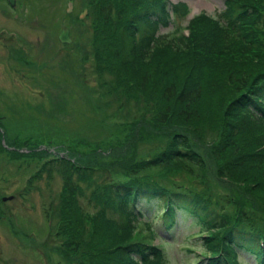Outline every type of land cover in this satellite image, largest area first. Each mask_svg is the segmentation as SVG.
<instances>
[{"label":"rangeland","instance_id":"rangeland-1","mask_svg":"<svg viewBox=\"0 0 264 264\" xmlns=\"http://www.w3.org/2000/svg\"><path fill=\"white\" fill-rule=\"evenodd\" d=\"M144 2L145 7L148 2ZM169 2L168 21L157 27L144 57L122 66L123 61L111 55V64L103 68L107 61L101 65L100 61L107 55L98 52L96 35L106 40V48L114 47L123 23L137 11L136 0H16L13 7L0 0V264H87L85 231L94 229L96 217L88 224L73 215L71 206L77 200L69 194L66 178L83 191L77 201L82 211L97 212L95 202L85 197L91 189L115 182L127 159H148L166 148L170 136L163 129L167 122L161 126L159 119L154 124L160 106L156 93L146 95L137 88L135 78H127L128 73L134 77L160 57L164 63L178 60L200 69L224 67L227 60L242 64L241 31L234 32L229 41L224 37L229 32L226 18L237 11L249 10L244 30L254 34L262 29L264 40V0ZM111 3L112 17L105 20L98 9ZM66 26L71 43L58 38ZM175 29L180 36L178 48L167 43ZM13 36L16 39H10ZM263 64L258 63L259 68ZM172 113L177 115L175 109ZM225 120L222 113L218 122L194 123L201 130L199 135L193 131V145L205 162L203 172L194 168L198 177L154 167V178L205 190L218 203L243 196L248 199L247 211L255 214L256 223L264 224V204L245 182L250 166L237 167L233 178L224 177L231 166L236 167L237 157L248 152L237 145L229 151L222 148L224 128L220 125ZM4 140L8 147L1 149ZM12 144L25 149L15 152ZM256 152L261 155L264 148ZM56 157L78 168L87 166L84 178L77 172L71 174L68 163L57 165V161L48 172L45 168ZM221 159L226 160L224 165ZM178 217V226L172 236H165V242L144 237L161 246L162 255L143 264H196L202 250L198 236L205 232L185 212ZM146 233L141 228L140 234ZM244 256L243 264H258L251 255ZM108 258L119 262L115 252L110 251Z\"/></svg>","mask_w":264,"mask_h":264},{"label":"trees","instance_id":"trees-1","mask_svg":"<svg viewBox=\"0 0 264 264\" xmlns=\"http://www.w3.org/2000/svg\"><path fill=\"white\" fill-rule=\"evenodd\" d=\"M136 1L137 11L131 13L123 23L124 26L113 41L114 47L106 48V40L96 35L98 52L107 55V59L100 61V65L102 61H107L102 64L103 68L111 64V55L116 56L118 61H123L122 66H130L137 58L142 59L144 50L149 49L156 36L157 27L164 26L168 21L169 11L172 10L168 0ZM144 1L148 2L145 7ZM235 7L243 9L240 5ZM112 12V3L98 9L99 15L105 20L112 17ZM241 12L237 11L226 18L229 32L224 37L229 41L234 37V32L241 31L242 64L227 60L222 64L224 67L212 70L211 67L204 66L200 69L180 64L178 60L164 63L160 57L154 58L150 65H144L140 74L134 77L129 73L126 75L131 80L135 78L137 88L146 92V95L156 93L160 106L157 122L154 124L158 125L159 119L162 120L161 126L164 125L163 122H167L163 130L169 133L170 140L166 148L148 159L131 158L124 161L115 182L106 184L103 189H91V194L85 197L89 202H95L97 212L82 211V205L77 204V201L79 202L78 196L83 191L72 178H66L71 187L69 194L72 197L75 195L77 200L71 206L73 215L81 217L88 224L93 216L96 217L94 229L85 231L87 264H143L154 256L162 255V248L144 237L163 240L165 236L172 235L178 214L182 215L184 212L205 232L199 241L203 247V253L197 255L199 264H238L240 252L249 254L258 263L264 264V224L256 223L255 214L247 211L250 209L245 202L247 198L227 197L222 203H218L220 200L214 201L213 196L205 190L196 191L176 182L167 184L162 179H156V173L152 170L154 167H162L166 171L194 177L197 176L193 173L194 168L203 172L204 157L195 150L192 141L193 131L199 135L198 130L201 129L194 123L211 120L218 122L223 113L226 120L220 125L224 128L222 148L229 151L231 146L237 145L242 151H248L237 157L240 160L234 163L236 167L231 166L224 177L233 178L237 167L245 169L250 166L247 171H252L245 182L250 187V192L264 204V153L260 155L256 152L264 148V64L260 68L258 65L264 62L263 30L257 29L254 34L252 31L246 32L244 28L248 24L245 16L249 10L244 14ZM246 34L250 36L246 37ZM179 40L180 36L175 29L167 43L178 48L181 46ZM122 86L121 82V88ZM173 107L177 115L172 113ZM175 127L179 129L174 132L170 130ZM3 146L2 144L1 149ZM10 146L17 148L15 152L19 150L18 147H22H17L16 144ZM249 154L251 158H243ZM216 158H220L218 152ZM63 159L66 160L53 158L50 161L51 167L44 168L51 172V169L54 170L53 162L57 161V165L68 163L71 174L77 172L81 179L84 178L87 166L78 168ZM221 161L223 165L226 163L224 159ZM141 228H146L148 233L140 234ZM110 251L116 253L118 263L109 262Z\"/></svg>","mask_w":264,"mask_h":264},{"label":"water","instance_id":"water-1","mask_svg":"<svg viewBox=\"0 0 264 264\" xmlns=\"http://www.w3.org/2000/svg\"><path fill=\"white\" fill-rule=\"evenodd\" d=\"M12 3L14 4L15 3V0H12ZM69 30L68 28L64 29L60 35V39L63 41V42H70L71 41V38L69 37ZM13 198V196H10L8 199H11ZM7 198H4V200H6Z\"/></svg>","mask_w":264,"mask_h":264},{"label":"flooded vegetation","instance_id":"flooded-vegetation-1","mask_svg":"<svg viewBox=\"0 0 264 264\" xmlns=\"http://www.w3.org/2000/svg\"><path fill=\"white\" fill-rule=\"evenodd\" d=\"M16 1V0H15ZM7 2L9 3V0H7Z\"/></svg>","mask_w":264,"mask_h":264}]
</instances>
